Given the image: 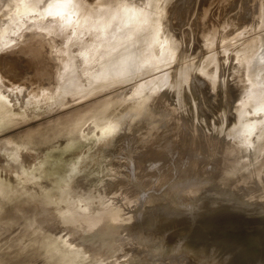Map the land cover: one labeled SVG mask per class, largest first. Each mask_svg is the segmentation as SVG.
Segmentation results:
<instances>
[{
  "label": "bare ground",
  "instance_id": "bare-ground-1",
  "mask_svg": "<svg viewBox=\"0 0 264 264\" xmlns=\"http://www.w3.org/2000/svg\"><path fill=\"white\" fill-rule=\"evenodd\" d=\"M185 3L0 0V134L3 115L21 122L103 95L34 143L0 137V178L16 179L0 183V212L17 214L0 220V256L23 232L58 264H264L263 14L256 1L249 28L219 21L228 0H216L190 23ZM116 152L113 165L81 167ZM44 171L53 182L38 197L29 182ZM190 177L200 180L179 181ZM190 197L197 217L183 214ZM216 206L230 210L209 220Z\"/></svg>",
  "mask_w": 264,
  "mask_h": 264
},
{
  "label": "water",
  "instance_id": "water-1",
  "mask_svg": "<svg viewBox=\"0 0 264 264\" xmlns=\"http://www.w3.org/2000/svg\"><path fill=\"white\" fill-rule=\"evenodd\" d=\"M116 88L117 87H115V89ZM92 97H94V96H92ZM92 97H88V98L82 99L81 101H79L77 103H71L69 106L75 105V104H81V103L85 102L86 100H88V99H90ZM98 98H96V100ZM78 106H74L73 108H71L73 110L66 109L64 112L61 111L62 113L61 112L57 113L55 117L53 116V117L46 118L47 119L46 122L39 123L35 127L31 128V129H28L27 131L18 133V135L14 134L13 137H15V138L25 137L26 138V136H27L29 141L31 143H34L35 141H37L41 137H44V136L48 135L49 134L48 132L52 131V130L48 131V129L56 128L57 127L56 125L57 124L59 125V123H64V120L67 121V120H71V119L76 118L78 116L77 114L80 113V111L76 112V110H75V109L80 107V106L79 107ZM66 107H68V106H66ZM66 107H64V108H66ZM64 108H61V109H64ZM61 109H59V110H61ZM59 110H57V111H59ZM71 111H75V112H71ZM40 118H42V117L32 118V116H31V117H27L26 119L22 120L21 122H15L12 119L11 116L3 115L2 119L4 121L5 126H7V127L5 128V131L1 132V134H4L6 132H9L10 130H13V129L17 128V127L25 125L29 121L37 120V119H40ZM139 126L144 131H148L151 128V126L149 125V123L147 121H143L141 124H139ZM46 133H48V134H46ZM113 136L115 137V134ZM87 151L91 152V151H93V149H87ZM117 157H118V153L116 152V154L113 157H111L109 159V161H106L105 158H103V162L95 161L93 164H91L92 160L94 159V158H92L89 163H83L81 165V167H82L83 170L87 169V167H92V166H99V167L102 168L103 167L102 165L106 164V162L113 165L114 161H116L118 159ZM55 164L56 163H51V164H47L46 163V164H44L43 165L44 170L47 171L49 167H51V166H53ZM62 166H63V164H62ZM105 167H107V166H105ZM46 171H44V173H43L44 175H42V176L40 175V176L34 178L33 181L29 182V185L33 187V188H30V191L33 194L36 193L37 195H39L38 197H42L44 194L49 192L50 189H49V187L47 185L48 184H52V182H53V180L51 179L53 175H47L45 173ZM2 179L3 178H0V183L3 180L6 181V182H15V180H16L15 178H5L3 180ZM198 180H200V178H197V177L180 178L179 179V181H181L182 183H192L194 181L197 182ZM4 196H5L4 189L0 185V202L1 201H6ZM156 199L157 200H162V198L159 197V196ZM191 199H192V197H190V199L188 201V204L192 203V201L195 198L192 199V200ZM151 200H154V198L146 196L145 199H144V201H145L144 204H146L147 202H150ZM157 200H155V201H157ZM6 203L7 204H2L3 205L2 206L3 208H1L2 210H5V207L9 206L8 204H10V206L12 205V202H9V203L6 202ZM216 209H222V211L230 210V209H227L225 207L216 206L213 210H211L213 213L208 214V219L209 220H213L214 219L213 216H215L216 213L218 212V210H216ZM231 211H233L232 213L236 212L235 210H231ZM178 212H175V210H170V211L167 212V216L169 217V216H173L174 214H179ZM220 212H218V213H220ZM183 214H186L185 216H188V217H191V216L192 217H197V216L200 215V212H199V210H197L196 212L191 210V211H183ZM260 215L264 216V214H260ZM16 216H17V214H16V212L14 210H12L10 214H8L7 212H0V220H2L4 223H7V222H10V221L14 220L16 218ZM254 217H257V219L261 220V217L259 216V213H256ZM125 219L126 218H123V219L120 218L118 220V222L122 221V220H125ZM10 237H12L11 240L13 241V243H12L13 247L8 248L7 251H5V252H3L1 254V256H0L1 264H26L27 260H26L25 254H26V248H28V247L36 250L37 253L40 255V257H42L43 259L49 261L52 264H58L59 261H61V256L56 254V252H53L52 250L49 251L48 249H45L44 248V244L41 243V240L40 241L39 240L32 241L29 238V236H27L23 232H19L18 234L12 233V235Z\"/></svg>",
  "mask_w": 264,
  "mask_h": 264
},
{
  "label": "rangeland",
  "instance_id": "rangeland-1",
  "mask_svg": "<svg viewBox=\"0 0 264 264\" xmlns=\"http://www.w3.org/2000/svg\"><path fill=\"white\" fill-rule=\"evenodd\" d=\"M258 2L257 7L258 10L263 14V20H264V0H228V5L225 8V12L224 14H222V16L220 17L219 21H232L233 23L237 22L240 26L244 27H250V25H252L255 21V17H253V15H250L252 8L254 7L255 2ZM185 5H187L186 7H189L191 9V13L189 14V19H187V21L189 20V22L191 23L192 20H194L196 18V16L199 15V13L201 12V10L205 7L210 8V10L213 12L214 10H216V0H185ZM213 3H216L213 5ZM184 14V12L179 15L180 20L182 19V15ZM213 21L212 18L211 19H205L203 20L202 23H207L206 21ZM171 21L172 23H176L178 21V15L173 14V16L171 17ZM216 22H218V20H214ZM236 27V26H235ZM264 33V29L261 30L260 34ZM253 36V33H250L248 35H246L247 38ZM226 44V43H225ZM225 44L221 45L220 47H216L215 48V52L216 53H220L222 52ZM196 46H194L192 49H194ZM242 48V46L240 47ZM10 56V54L8 52H1L0 53V62L3 60L8 59ZM198 53H196L195 51H192L190 53V57H189V61H195V59H197ZM25 65V64H24ZM261 67H264V62L262 64H260ZM173 68V67H172ZM264 69V68H263ZM29 71H25V73H23L24 70H18L16 72V74H19L17 77L14 76L13 79L14 80H19L18 78H22V77H31L33 76V69H27ZM30 72V73H29ZM16 77V78H15ZM141 79H138L136 81H132V82H128L125 83L123 85L118 86L116 89H114L113 91L116 90H121V88L124 87H129L130 85L134 84L135 82H138ZM109 92V91H108ZM112 92V91H111ZM103 95H98V96H94L88 100H86L85 102L81 103V104H75V105H71L68 106L64 109H61L59 111H54L52 114H49L48 116H44L40 119L37 120H32L29 121L28 123H26L25 125H22L20 127H17L13 130H10L9 132H6L4 134H1L0 137L2 138H12L14 136V134L21 133L24 131H27L28 129H31L33 127H35L36 125H38L39 123H43L46 122V118L49 117H55L57 113H60L61 111L64 112L66 109H70L73 110L71 108H73L74 106H78L79 108L75 109L76 112L80 111V113L84 112V110H86L88 107H90L94 101L96 100V98L101 97ZM61 112V113H62ZM71 112H75V111H71ZM192 203H189L185 209H183V211H191L189 209V207L191 206ZM133 230H130V233H132ZM146 232L150 233L149 230H147ZM131 246L133 245V243H130ZM26 264H52L49 261L43 259L42 257H40V255L37 253L36 250L32 249V248H26ZM131 260L132 263H135L137 261H135L138 257V254L136 253V248H133L130 251V254L128 256ZM181 259V258H180ZM114 260V259H111ZM179 261V257L175 258L171 264L174 263H178ZM162 264H169L168 262L166 263L165 261H161Z\"/></svg>",
  "mask_w": 264,
  "mask_h": 264
}]
</instances>
